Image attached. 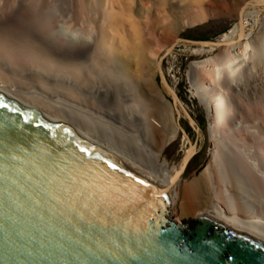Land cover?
I'll return each mask as SVG.
<instances>
[{"label": "bare ground", "instance_id": "obj_1", "mask_svg": "<svg viewBox=\"0 0 264 264\" xmlns=\"http://www.w3.org/2000/svg\"><path fill=\"white\" fill-rule=\"evenodd\" d=\"M149 1L142 10L134 0H0V91L156 176L176 219L207 213L264 234V0H238L231 10L238 22L201 43L199 53L209 55L188 65L209 149L185 180L159 160L180 127L177 104L155 82L157 25L166 15ZM183 1L166 2L180 30L205 16ZM194 1L213 14L215 0Z\"/></svg>", "mask_w": 264, "mask_h": 264}, {"label": "water", "instance_id": "obj_2", "mask_svg": "<svg viewBox=\"0 0 264 264\" xmlns=\"http://www.w3.org/2000/svg\"><path fill=\"white\" fill-rule=\"evenodd\" d=\"M170 205L156 176L0 91V264H264V234Z\"/></svg>", "mask_w": 264, "mask_h": 264}, {"label": "rangeland", "instance_id": "obj_3", "mask_svg": "<svg viewBox=\"0 0 264 264\" xmlns=\"http://www.w3.org/2000/svg\"><path fill=\"white\" fill-rule=\"evenodd\" d=\"M151 1L155 2L154 0ZM167 1L170 0H157L155 2L158 10L166 15L162 23L160 22L157 25V28L160 27L162 29V32L160 31L161 33L157 35L156 39V43L158 41L160 43L156 44V46L161 48V50L157 57L159 71H157L155 82L169 96L170 100L174 104H177L178 111H176V118L180 130L177 136L165 146L159 160L165 162L171 168L176 165L188 150L189 142L195 144V153L190 158L181 176V180H185L204 163L209 149L208 119L197 97L191 95L187 76L188 65L193 60H199L209 55L208 53H199L201 43L213 42L219 39L238 22V19L231 12L238 0H215L213 6L216 11L213 9V14L207 11V9L206 12L204 9L206 6L204 5V7L200 6L198 8V4L194 0H189L190 2L188 0H173L176 3H182L183 1V4L190 3L193 7L195 6L196 9L194 8L190 11L191 13H197L201 8L199 11L201 13L198 12L197 14L205 15H203L204 18L201 20L184 24L181 30L178 29L180 19L170 16L166 9ZM145 2L150 3L149 0H134L132 6L134 9L143 10L149 5V3ZM193 2L195 5H193ZM206 13L209 14L206 15ZM137 16L142 15L138 14ZM167 16H170L169 18L171 19L167 20ZM139 19L142 20L143 18L139 17ZM255 19L256 17L251 14L247 15L242 21L248 27ZM159 45L161 46L159 47ZM165 46L168 47V50L164 53L162 50ZM170 209L171 218L177 222H189L197 215L192 214L176 219L174 217L176 211L175 203L171 204Z\"/></svg>", "mask_w": 264, "mask_h": 264}]
</instances>
